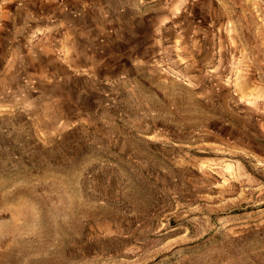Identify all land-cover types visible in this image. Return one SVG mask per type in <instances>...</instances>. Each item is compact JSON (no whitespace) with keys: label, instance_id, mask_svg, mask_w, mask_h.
Masks as SVG:
<instances>
[{"label":"rangeland","instance_id":"374dc122","mask_svg":"<svg viewBox=\"0 0 264 264\" xmlns=\"http://www.w3.org/2000/svg\"><path fill=\"white\" fill-rule=\"evenodd\" d=\"M44 6L0 0V264H264V0Z\"/></svg>","mask_w":264,"mask_h":264},{"label":"crops","instance_id":"0c3cea01","mask_svg":"<svg viewBox=\"0 0 264 264\" xmlns=\"http://www.w3.org/2000/svg\"><path fill=\"white\" fill-rule=\"evenodd\" d=\"M18 3H38V4H44L45 6L43 9H31V7L28 10V14L35 15L37 17H44L47 18V24L44 26V31L48 33H51L55 27H58L59 25H64V21L62 20L63 16L67 14L69 11L73 12V7L75 4L78 3V0H11ZM81 3L84 4V0H79ZM88 4H86L85 7H87ZM17 9H20L19 6H17ZM89 9L94 10L98 9L97 4L93 1L89 4ZM56 20L57 23L53 24L52 21ZM59 22V23H58ZM3 81L0 79V89ZM38 98H45L46 94L43 93L42 95H38ZM35 99H38V98Z\"/></svg>","mask_w":264,"mask_h":264}]
</instances>
